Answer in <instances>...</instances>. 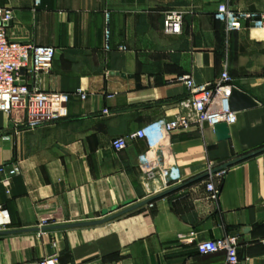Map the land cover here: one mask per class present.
Instances as JSON below:
<instances>
[{"label":"crops","instance_id":"1","mask_svg":"<svg viewBox=\"0 0 264 264\" xmlns=\"http://www.w3.org/2000/svg\"><path fill=\"white\" fill-rule=\"evenodd\" d=\"M36 1L0 0V8L14 11L11 40L56 49L52 70L26 83L65 94L69 116L30 129L17 125L24 114L0 112V165L21 169L9 187L0 175L4 232L101 220L151 198L139 163L149 141L121 152L113 141L161 119H195L178 80L213 85L226 59L233 84L259 106L236 113L230 140L195 122L168 137L157 152L178 166L167 190L264 148V31L227 34L215 19L221 3L263 14L264 0ZM171 10L184 13L179 35L164 33ZM212 180L216 198L207 190ZM224 237L238 238L241 264H264V153L102 226L0 235V264L54 252L59 264H226L224 253L198 252L200 243Z\"/></svg>","mask_w":264,"mask_h":264},{"label":"built area","instance_id":"2","mask_svg":"<svg viewBox=\"0 0 264 264\" xmlns=\"http://www.w3.org/2000/svg\"><path fill=\"white\" fill-rule=\"evenodd\" d=\"M36 5H40V0L36 1ZM14 19L15 14L12 9L0 8V112L8 115L16 112L24 114L25 117L21 121L17 120V125L25 124L30 129L55 124L68 118L65 94L43 91L26 83L27 76L36 78L52 70L56 49L11 40L8 28ZM215 19L223 24L227 34L246 28L264 31V13L238 10L230 6L228 2L218 5ZM183 23V12L179 10L167 12L164 33L168 36L181 34ZM125 50V47L121 48V51ZM228 67L229 62L226 59L221 76L213 85H198L190 76L178 80L186 86L190 94L187 104L193 108L195 119L188 116H178L173 120L161 119L143 130L118 137L113 141V148L117 152L126 150L134 140L147 139L149 141V150L139 160L142 179L149 196L156 195L160 192L159 190L169 189L177 181V164L169 155L157 154L168 137L175 132H188L194 122L201 126L208 123L212 128L220 123H226L229 127L236 124V113H233L229 106V98L236 86L233 84ZM78 93L83 100L87 98L84 90L80 89ZM104 114L108 115L109 110H105ZM3 140H10V138L5 136ZM1 151L2 146L0 145ZM212 171V166H210L209 173ZM20 174L19 165H0V175L4 177V182L8 187L9 181ZM225 174L226 171H221L210 176L221 178ZM157 185H161L162 188H157ZM207 190L213 198H216L219 193L213 180L207 184ZM6 228L7 224L0 222V233ZM43 234L45 232H40V235ZM238 248V238L224 237L200 243L198 252L201 255L224 253L226 264H241ZM20 264H59V254L54 252L35 263Z\"/></svg>","mask_w":264,"mask_h":264},{"label":"water","instance_id":"3","mask_svg":"<svg viewBox=\"0 0 264 264\" xmlns=\"http://www.w3.org/2000/svg\"><path fill=\"white\" fill-rule=\"evenodd\" d=\"M229 106H230V110L233 113H237L240 111H245V110L256 108L259 106V102L256 101V99H254L249 94H247V93L243 92L242 90H240L239 88L235 87V88H233L232 94L229 98ZM204 126L206 128L210 127L208 123H205ZM214 130H215L218 141L222 142V141L230 140L231 130H230V127L226 123L216 124L214 127ZM263 153H264V148L261 150H257L251 154L246 155V156H243L237 160L229 162L228 164L223 165L220 168L213 170L211 173H207L200 178L192 180L191 182H188V183L176 186L174 188H171L170 190H167V191H165L159 195H156V196L151 197V198H149V199H147L141 203H138L134 206H131V207L127 208L126 210H123V211L118 212L116 214H112L111 216H109V213H113L115 210H112L110 212H105L104 218L101 220L79 222V223H73V224H64V225L51 226V227H46V228L1 232L0 235H12V234H20V233H28V232L61 231V230H69V229L91 228V227L102 226L104 224H107V223H110L114 220H117V219H119V218H121L127 214H130L134 211H137V210L153 203L154 201H156L158 199H161L165 196H168V195L178 191L179 189H181V188H183V187H185L191 183L205 179L212 174H216V173L221 172V171H226L232 166L240 164L244 161H247V160H249L253 157H256L260 154H263Z\"/></svg>","mask_w":264,"mask_h":264}]
</instances>
